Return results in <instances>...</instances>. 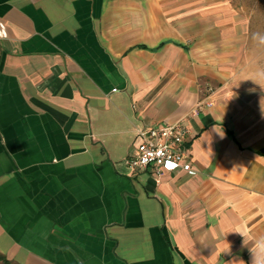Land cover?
<instances>
[{"label":"crops","instance_id":"0c3cea01","mask_svg":"<svg viewBox=\"0 0 264 264\" xmlns=\"http://www.w3.org/2000/svg\"><path fill=\"white\" fill-rule=\"evenodd\" d=\"M181 120L191 171L128 165ZM261 237L264 0H0V264H252Z\"/></svg>","mask_w":264,"mask_h":264},{"label":"built area","instance_id":"2783aa9c","mask_svg":"<svg viewBox=\"0 0 264 264\" xmlns=\"http://www.w3.org/2000/svg\"><path fill=\"white\" fill-rule=\"evenodd\" d=\"M189 129L185 121L148 127L139 132L141 143L127 160L135 171H150L157 176L163 172L191 171L185 138Z\"/></svg>","mask_w":264,"mask_h":264},{"label":"clouds","instance_id":"9594fccd","mask_svg":"<svg viewBox=\"0 0 264 264\" xmlns=\"http://www.w3.org/2000/svg\"><path fill=\"white\" fill-rule=\"evenodd\" d=\"M251 252L253 254L252 264H264V237L256 241L255 245L251 248Z\"/></svg>","mask_w":264,"mask_h":264},{"label":"trees","instance_id":"16d2710c","mask_svg":"<svg viewBox=\"0 0 264 264\" xmlns=\"http://www.w3.org/2000/svg\"><path fill=\"white\" fill-rule=\"evenodd\" d=\"M1 259H3L2 257H0ZM6 263L8 264V262L6 261Z\"/></svg>","mask_w":264,"mask_h":264}]
</instances>
